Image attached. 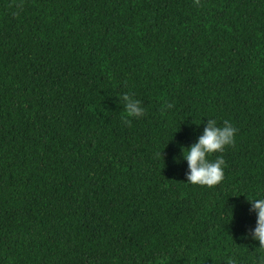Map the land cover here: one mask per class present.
<instances>
[{
  "label": "trees",
  "instance_id": "1",
  "mask_svg": "<svg viewBox=\"0 0 264 264\" xmlns=\"http://www.w3.org/2000/svg\"><path fill=\"white\" fill-rule=\"evenodd\" d=\"M208 119L238 129L212 188ZM257 196L264 0H0V264H257Z\"/></svg>",
  "mask_w": 264,
  "mask_h": 264
},
{
  "label": "clouds",
  "instance_id": "2",
  "mask_svg": "<svg viewBox=\"0 0 264 264\" xmlns=\"http://www.w3.org/2000/svg\"><path fill=\"white\" fill-rule=\"evenodd\" d=\"M196 2L198 3L199 0ZM121 99L126 115L124 124H131L129 118L139 119L145 115L146 110L140 99L128 93L123 94ZM237 131L238 129L230 121L225 120L221 126L215 119L207 120L196 142L187 148H181L182 159L187 163L186 183L212 188L224 180L226 162L223 155H217L215 160H210L209 157L215 153L222 154L228 146H232ZM247 201L250 205L249 212L255 214L256 221L255 226L244 233V238L258 242L259 246L255 249L260 251L261 256L257 264H264V196L253 197ZM226 264H236V260L228 257Z\"/></svg>",
  "mask_w": 264,
  "mask_h": 264
}]
</instances>
